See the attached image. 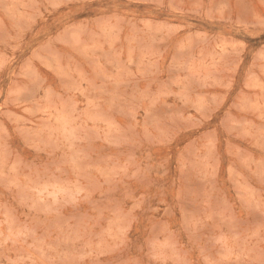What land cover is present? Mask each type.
<instances>
[{"label": "rangeland", "instance_id": "obj_1", "mask_svg": "<svg viewBox=\"0 0 264 264\" xmlns=\"http://www.w3.org/2000/svg\"><path fill=\"white\" fill-rule=\"evenodd\" d=\"M0 264H264V0H0Z\"/></svg>", "mask_w": 264, "mask_h": 264}]
</instances>
